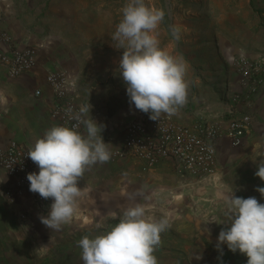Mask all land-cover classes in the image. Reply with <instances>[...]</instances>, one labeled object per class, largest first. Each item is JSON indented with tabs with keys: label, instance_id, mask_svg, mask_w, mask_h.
Returning <instances> with one entry per match:
<instances>
[{
	"label": "rangeland",
	"instance_id": "374dc122",
	"mask_svg": "<svg viewBox=\"0 0 264 264\" xmlns=\"http://www.w3.org/2000/svg\"><path fill=\"white\" fill-rule=\"evenodd\" d=\"M58 1L73 10L71 15H64L60 29L68 30L69 21L73 29L80 30L96 22L95 39L104 46L103 64L109 85L107 108L122 109L129 104L118 66L123 49L112 36L122 19V8L129 0ZM144 3L164 11L155 31L159 47L186 68V103L174 116L179 113L197 119L220 115L238 102L236 96L241 95L244 65L264 63V0H144ZM172 29L179 33V39ZM253 53L257 56L251 57ZM113 111L109 109L108 115ZM232 149L229 154L219 156L218 175L213 180L192 187L181 183L174 190L145 196L146 217L167 219L170 224L160 234L161 243L153 253L158 264H247L244 254L233 253L226 245L218 250L216 243L220 230L230 223L225 216L224 196L233 192L242 198L255 197L264 204V197L256 191L264 187V181L255 176L264 147ZM1 205L0 264H20L18 251L31 246L36 253L30 239L36 222L32 220L28 224L19 219V212L28 206L22 207L18 200L14 203L2 200ZM222 251L223 256L204 259ZM200 252H207L206 256L195 259ZM36 263L38 260L34 259L33 264Z\"/></svg>",
	"mask_w": 264,
	"mask_h": 264
},
{
	"label": "crops",
	"instance_id": "0c3cea01",
	"mask_svg": "<svg viewBox=\"0 0 264 264\" xmlns=\"http://www.w3.org/2000/svg\"><path fill=\"white\" fill-rule=\"evenodd\" d=\"M67 13L71 15L73 10L58 0H0V33L8 34L15 46L34 47L37 50L34 67L17 78H11L7 68L0 64V149L14 141L29 150L46 130L61 126L50 117L53 97L46 84V76L54 71L66 74L71 85L68 94L79 107L90 104L89 115L97 124L103 125L101 136L109 144V151L122 148L121 130L133 118L131 108L134 104L129 102L118 111L107 108L110 103L109 85L103 64L104 46L98 45L95 39L98 33L96 22L80 30L73 29L72 21L68 20L70 28L62 30L59 24L64 22ZM6 49L0 43V52ZM256 56V53L251 54V57ZM37 91L40 93L38 96L35 94ZM240 93L238 102L223 110L222 114L202 118L209 122H226L249 116V130L242 145L235 149L257 150L264 147V85L253 95L242 90ZM106 109L113 111L110 116ZM170 117L188 126L201 118L179 113ZM80 133L84 134L85 129ZM215 147L217 176L219 156L229 154L233 147L225 135L216 140ZM35 172H39L36 164ZM0 181L1 208L2 200L6 201L1 192L13 189L14 183L1 169ZM181 183L187 187L199 185L179 178L167 160L148 172H142L141 162L131 157H111L104 164L97 163L87 169L78 181L82 195L77 198L76 210L70 222L62 225L59 231H53L40 219H34L36 224L30 239L36 253L32 252L31 246H27L23 253L18 251L17 259L21 261L20 264H33L34 259L38 260L36 264H83L78 241L85 236L94 238L107 233L119 222L125 209L136 204L145 207L147 194L174 190ZM17 200L22 207L29 205L27 194ZM200 253L203 258L207 252ZM219 255L223 256V251L204 259Z\"/></svg>",
	"mask_w": 264,
	"mask_h": 264
},
{
	"label": "clouds",
	"instance_id": "9594fccd",
	"mask_svg": "<svg viewBox=\"0 0 264 264\" xmlns=\"http://www.w3.org/2000/svg\"><path fill=\"white\" fill-rule=\"evenodd\" d=\"M162 9L148 7L144 0H129L122 8V19L112 36L123 49L119 60L120 77L126 85L130 104L149 119L172 116L186 103L188 85L186 68L159 47L155 31L164 18ZM176 39L179 33L172 29ZM90 104L81 106L74 117L85 133L53 126L30 146L27 157L39 172L27 174L29 191L43 199L52 198L47 216H40L43 225L59 231L72 219L77 198L82 195L78 181L93 165L111 158L109 144L101 136L103 125L89 115ZM257 163L255 176L264 181V154ZM2 182V181H0ZM264 197V187L256 188ZM229 224L221 229L216 248L226 245L247 257V264H264V204L255 197L242 198L233 192L223 197ZM170 227L167 219L146 217L143 205L125 209L119 222L105 234L87 236L78 241L83 264H158L154 251L161 243L160 234ZM199 254L195 259L199 260Z\"/></svg>",
	"mask_w": 264,
	"mask_h": 264
},
{
	"label": "built area",
	"instance_id": "2783aa9c",
	"mask_svg": "<svg viewBox=\"0 0 264 264\" xmlns=\"http://www.w3.org/2000/svg\"><path fill=\"white\" fill-rule=\"evenodd\" d=\"M0 43L7 48L0 52V64L7 68L11 78H17L34 67L37 56L34 47L15 46L6 33H0ZM244 68L241 90L253 95L264 85V63H247ZM46 84L53 97L50 117L61 126L81 132L84 126L79 125L77 128L78 121L74 119L80 107L68 94L71 85L66 74L60 71L50 72L46 76ZM35 94L38 96L40 93L37 91ZM131 110L133 118L121 130L122 148L112 151L111 157L135 158L141 162L142 172L153 170L163 161H170L176 175L194 185L209 182L215 176L216 140L225 135L231 147L238 148L251 124L249 116H241L226 122H209L200 118L188 126L167 115H161L158 121L151 120L149 114L141 112L135 106ZM27 153V149L14 141L0 149V169L14 183L13 189L3 190L1 195L14 203L20 196L27 194L29 205L19 212L18 217L30 224L32 220L48 214L53 200L43 199L38 193L29 191L26 177L28 173L35 172V163L27 157Z\"/></svg>",
	"mask_w": 264,
	"mask_h": 264
}]
</instances>
